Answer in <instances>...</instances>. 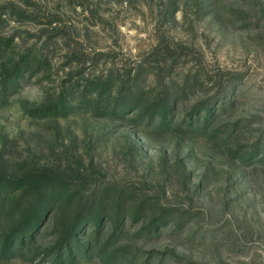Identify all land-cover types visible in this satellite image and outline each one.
Masks as SVG:
<instances>
[{"label": "rangeland", "instance_id": "rangeland-1", "mask_svg": "<svg viewBox=\"0 0 264 264\" xmlns=\"http://www.w3.org/2000/svg\"><path fill=\"white\" fill-rule=\"evenodd\" d=\"M0 36V72L32 53L0 171L45 179L25 235L1 211L0 264H264V0H0ZM108 74L135 103L87 111L72 83Z\"/></svg>", "mask_w": 264, "mask_h": 264}, {"label": "trees", "instance_id": "trees-1", "mask_svg": "<svg viewBox=\"0 0 264 264\" xmlns=\"http://www.w3.org/2000/svg\"><path fill=\"white\" fill-rule=\"evenodd\" d=\"M9 44V40L2 39L0 36V49ZM32 63V53H24L17 62L7 68H3L0 72V101L7 99L9 91L16 86L14 77L20 75L25 69L27 70ZM115 89V85L118 84ZM131 79L115 78L108 74L106 77L80 78L72 83L73 89L77 88L80 93L79 100L87 111H95L96 113H113L118 115L123 110L135 103V90L138 85ZM84 103V104H83ZM75 107H69L64 102H56L47 107L42 106L33 110V113L40 115H67L72 112ZM169 103L167 97H163L153 103L145 112L153 115L157 112L167 114ZM45 186V179L40 174L32 172L22 173L20 175H9L0 171V213L3 210L8 212L9 218L13 219V228L10 238L14 236H23L27 231L33 228L37 203L41 197L40 189ZM21 190L17 195V191ZM38 193V194H37ZM37 195L36 200L31 207H26L32 197ZM39 196V197H38ZM21 212V213H20ZM1 216V215H0ZM2 218L0 217V221Z\"/></svg>", "mask_w": 264, "mask_h": 264}]
</instances>
